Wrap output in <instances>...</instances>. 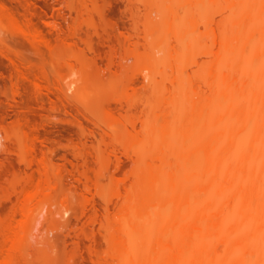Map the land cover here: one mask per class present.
<instances>
[{"label":"bare ground","instance_id":"6f19581e","mask_svg":"<svg viewBox=\"0 0 264 264\" xmlns=\"http://www.w3.org/2000/svg\"><path fill=\"white\" fill-rule=\"evenodd\" d=\"M18 1L32 23L36 1ZM73 1L55 0L60 7L49 21L59 31L55 42L36 26L20 24L3 3L0 19L5 12L18 26L15 35L37 56L47 48L55 65L74 66L75 59L88 65L84 74L104 77L101 62L88 56L87 49L97 52L92 40L85 38L86 48L80 47L58 20L65 7L81 11ZM131 1H138L130 10L132 27L144 33L133 56L142 76L131 70V56L119 58L110 50L111 75L104 82L119 93L121 109L106 100L95 101L87 115L69 108L77 110L72 122L80 132L63 155L71 166L57 163L54 144H38L40 134L28 130L27 115L15 123V133L0 118V148L13 155L0 164V187L11 189L13 219L22 216L15 224L0 221V250H7L1 264L16 263L27 251L26 240L43 233L44 221L84 217L85 209L53 208L59 193L77 190L102 193L104 215L117 213L114 223L108 218L102 225L110 247L97 264H264V0ZM67 44L73 51H64ZM15 51L6 53L13 67L9 77L48 76ZM56 67L53 73L61 74ZM139 82L149 92L129 95L128 87ZM76 84L69 79L60 85L61 101ZM83 135L91 137L92 149ZM110 195L120 205L114 214Z\"/></svg>","mask_w":264,"mask_h":264},{"label":"rangeland","instance_id":"374dc122","mask_svg":"<svg viewBox=\"0 0 264 264\" xmlns=\"http://www.w3.org/2000/svg\"><path fill=\"white\" fill-rule=\"evenodd\" d=\"M34 1L37 3L36 6L34 5V10L37 14L33 16L32 23L29 22V17H31L30 14L18 0H0V4L3 3L13 16L18 19L20 24H31V26H36L42 37H46L55 42L58 39L59 31L51 27L49 21L54 19L53 17L58 14L59 4H57L55 0ZM73 2L75 3H73L74 5L80 7L81 11H72L69 13V9L64 6L66 15H60L58 20L63 23L66 31L68 27L71 29L75 26L77 27V34L72 35L71 31L73 29H69L67 32L70 37L72 36V38L78 42L80 47L86 48L84 42L85 38L89 37L92 40V44L97 49V52H92L87 49L88 56H95L97 60L101 62V65L104 67V73L106 74L104 77L102 75L97 77L91 76V74H84L83 70H85L88 65L75 59L71 60L74 66H69L67 64L55 65L56 61L54 62L55 59H53L52 53L47 48H44L45 52L43 56H37L24 37L21 38L15 35L18 26L13 22H8L5 12H2L0 19L1 34L5 31L6 34L3 33V35L7 39L5 40V37H1L0 35L2 43L0 44V72H5V76H0V118L5 119V123H7L10 129H13V133H15L19 126L15 125V123L18 124V119L21 116L27 115L29 119L25 122H27L29 126L28 130L30 129L40 134V141H38V144H40L41 147H46V144L49 146L54 144V159L58 161L57 163L65 160L63 159V155L70 149L69 145L72 144V140L77 141V135L80 133L78 131L79 127L72 122L75 116L73 114H75L77 110L75 109L73 113V109L69 108L77 107L80 109L78 111L87 115L89 111L93 110L99 100L100 103H106V101L111 102L115 110L117 109L116 111L121 109L122 105L118 100L119 93H115V91L108 89L106 82H104V78L111 75L109 69H107V55L110 50L113 49L114 53L116 51L117 57L119 58L122 56H131L129 60L131 70H133V73H138L139 76H142L141 63L137 62L133 56L136 48L142 47L144 33L132 27L133 19L130 16L132 4L138 1L74 0ZM44 7L47 9V13H45ZM2 24H4L3 27L5 26L4 29ZM91 24L96 25L97 28H94ZM2 29L4 30L3 32ZM12 37L15 39L13 40ZM68 45L69 44L62 47L64 51H73V47L71 48V46ZM15 50L26 57V63L29 67H34L39 72L47 71L48 76L38 81L17 80L16 78L9 77L7 74L13 67L6 53ZM75 50H77V48H75ZM55 67L61 70V74L56 72V74L53 73ZM69 79H77V84L73 90L67 92L69 98H64L66 101L62 100V103L61 98L63 95L59 92V87H61L60 85H62L65 80ZM142 85L143 84L139 82L134 88L128 87V94H147L149 91L141 89ZM96 93L99 95L97 96ZM95 95L97 97H95ZM67 100L70 103H64V101L67 102ZM83 102L85 104L84 106ZM88 102L89 104H87ZM90 104L92 106H90ZM55 105L57 108L53 109ZM64 105L66 107L68 106L67 108L71 110L70 112H72V114L68 112V109H66ZM88 105L90 107H88ZM141 107L143 108V105ZM141 107L139 105L137 110L141 111ZM83 108L86 109L87 113L81 110ZM81 112L78 113H80L81 115L79 116L82 117L83 114ZM86 122L89 124L88 120ZM90 122V126H94L93 122ZM84 136L85 135H83L82 139H85ZM89 137L88 139L86 138L88 141L86 139L83 141H87L85 142L87 148L92 149L91 139H89ZM10 156L13 155L8 154V152L2 149L0 151V164L3 162L5 163ZM123 158L126 160L128 159L125 156ZM128 161L127 163H129ZM66 163L71 166V162L68 163L67 161ZM21 166L23 167L22 164ZM22 172L23 176L26 177L24 171ZM20 173L18 175L19 177L22 175ZM13 177L14 176L9 175L8 179H13ZM0 188V221L2 222L3 220L2 223H5V221L13 222L14 220H22V216L20 215H18L16 219L12 217V204H10L11 202L8 201L9 199L7 198L8 194H11L8 193L11 189L7 188L10 189L7 190L6 187H4L3 190V187ZM68 192L69 191L61 192V195L59 193V195L55 196V201L52 199V203L54 202L53 208L58 210L68 205L78 210L85 209L87 214L84 217L79 216V218L70 214L71 217H69V220L60 219V217L57 216L61 221L51 218L44 221L43 233L38 237L26 240L24 244L26 245L27 251L23 248V257L21 255V258L19 257L20 260L18 259L14 264H94V262L97 264L99 261L104 260V256L106 257L109 252L108 247H110L108 246L109 242L106 238V230L104 229L106 227V220L109 218L110 224L114 223L117 213L115 216L109 215V217L104 215V213H107V210L105 212L104 209L106 204L100 192L97 193L93 190L91 192H84L81 190H77L73 193ZM13 194L14 193H12L11 197L13 198L14 196L15 199V194ZM110 196L112 203L110 204L109 211L114 214V210L118 211L120 205L116 204L117 196ZM32 205L35 206L34 204ZM96 211H98V213H96ZM111 216L112 218H110ZM26 221L27 220H25V223ZM15 222L16 221H14L13 224H15ZM30 222L29 220V224ZM25 223L24 225H26ZM102 225L105 227H102ZM1 237L2 236H0V245L3 244V237ZM1 251L2 250H0V264L3 262L4 258H6L5 254L7 253V250L6 252L4 250L2 253Z\"/></svg>","mask_w":264,"mask_h":264}]
</instances>
